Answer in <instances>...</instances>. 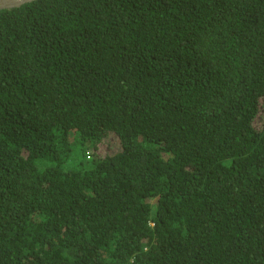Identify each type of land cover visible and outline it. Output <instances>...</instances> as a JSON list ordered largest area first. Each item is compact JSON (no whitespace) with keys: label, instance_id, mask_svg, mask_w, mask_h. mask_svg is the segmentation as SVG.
Masks as SVG:
<instances>
[{"label":"trees","instance_id":"obj_1","mask_svg":"<svg viewBox=\"0 0 264 264\" xmlns=\"http://www.w3.org/2000/svg\"><path fill=\"white\" fill-rule=\"evenodd\" d=\"M0 264H264V0L0 10Z\"/></svg>","mask_w":264,"mask_h":264},{"label":"water","instance_id":"obj_2","mask_svg":"<svg viewBox=\"0 0 264 264\" xmlns=\"http://www.w3.org/2000/svg\"><path fill=\"white\" fill-rule=\"evenodd\" d=\"M35 0H0V10H8L12 8H18L21 5Z\"/></svg>","mask_w":264,"mask_h":264}]
</instances>
